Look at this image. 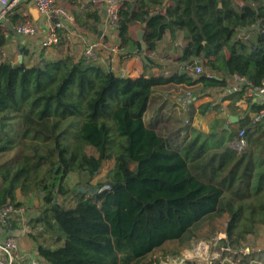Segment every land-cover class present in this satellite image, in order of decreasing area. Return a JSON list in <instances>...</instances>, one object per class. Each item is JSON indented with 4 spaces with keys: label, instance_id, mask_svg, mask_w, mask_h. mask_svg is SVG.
Instances as JSON below:
<instances>
[{
    "label": "trees",
    "instance_id": "16d2710c",
    "mask_svg": "<svg viewBox=\"0 0 264 264\" xmlns=\"http://www.w3.org/2000/svg\"><path fill=\"white\" fill-rule=\"evenodd\" d=\"M174 1L165 15H151L147 3L132 11V2L124 1L116 37L126 48L133 42L130 25L144 22L148 51L135 45L151 63L149 53L163 35L169 31L175 38L183 31L188 43L181 61L190 71L193 59H200L206 71L198 78L175 73L131 79L84 56L48 61L43 52L22 51L31 63L8 58L0 64V208L21 207L17 191L42 200L30 226H56L60 236L54 248L38 246L45 264H155L158 259L147 258L166 243L191 245L210 233L215 238L220 219L226 237L218 246L236 252L264 225V118H251L264 111V99L246 100L237 124L215 118L208 133L192 128L191 111L188 123L172 132L144 120L154 89L164 85H199L192 105L193 98L223 91L237 75L264 88L263 8L249 0L240 8L233 0ZM89 17L98 32L100 10ZM258 22L252 39H238L240 30ZM7 34L0 26V48L8 44ZM243 94L244 88L227 99L235 103ZM221 109L208 102L198 111L206 116ZM242 129L247 148L238 152L234 144ZM110 161L105 177L89 184ZM70 173L83 174L86 182L67 188ZM106 185L110 189L98 193ZM18 223L9 220L11 229Z\"/></svg>",
    "mask_w": 264,
    "mask_h": 264
},
{
    "label": "crops",
    "instance_id": "0c3cea01",
    "mask_svg": "<svg viewBox=\"0 0 264 264\" xmlns=\"http://www.w3.org/2000/svg\"><path fill=\"white\" fill-rule=\"evenodd\" d=\"M126 1V0H124ZM134 4V10L139 12L144 3L149 6V12L151 15L160 13L165 15L167 8H172L175 5L174 0H128ZM252 1V4H251ZM57 6L64 8L68 14L72 17V22H66L67 29L61 34L60 45L56 48H50L48 50H40V40L43 36L46 20L40 16L32 2L25 1L19 4L10 12L9 20L12 27L16 30V27L26 21H31L37 26L38 36L34 38H26L13 33L8 36V44L2 48L8 53V58L15 64L17 62L31 63L33 58H22V51H27L30 54H41L48 61H53L65 57L70 54L76 58L84 56L86 47L89 44H97L95 62L97 65L105 70H111L117 75L128 77L131 79H137L139 77L149 78L151 76L163 75L170 77L171 75L178 73H190L195 78H198L195 72L196 66H201L203 72L206 71L205 66L201 60L193 59L194 64L188 67L187 61H181L183 55V49L187 45L188 41L185 39V33L183 31H176L175 38H172L171 32L167 31L162 39L158 41L157 46L153 52L149 53L151 59L150 65H147L142 60V55L137 53L136 43L139 42V32H144L145 23L142 21H135L130 25V34L133 42L126 48L120 47V41L116 37V30L110 28L103 18V10L105 7L100 4H93L86 0H55ZM249 4L253 6H262L264 0H249ZM232 4L242 7L245 2L243 0H233ZM220 3V7H222ZM96 9L100 10L101 24L98 26V32L95 33V23L89 14ZM106 24V28L103 30V25ZM103 30V33L99 35V31ZM255 31L250 32L243 37L241 32H238V39H252L255 36ZM146 50L145 52H147ZM144 52L145 55H147ZM128 54H132L127 57ZM226 58H229L228 51L225 53ZM7 58V59H8ZM3 60H0V64ZM152 64V65H151ZM156 66V67H155ZM199 85H164L154 89L153 94L150 97L149 104L144 115V120L148 125L156 126V128L163 130L164 132H172L179 128V125L186 124L185 117L188 116L190 111L192 112V128H195L199 132L208 133L209 125L215 118L228 119L230 117L238 118L240 120L241 111L246 108V101L239 100L235 103H231L227 98L235 92L224 89L218 93H214L211 97H204L198 101H195L192 105L190 96L191 93L199 88ZM263 97L255 98L254 101L261 102ZM208 102L220 104L221 111H211L208 115L202 116L198 108ZM255 114H251V118L254 119ZM237 122V123H238ZM231 124H237L232 123ZM228 125V124H226ZM229 126V125H228ZM236 126V125H235ZM235 145V144H234ZM235 148V147H234ZM17 200L24 207L25 212L22 214H13L12 219L14 222H19L20 226L15 227L9 233L16 237L18 240L19 250L22 253L29 254L30 256H40L38 253V246L43 244L49 247H56L58 244L59 232L56 226L52 230H45L43 226L38 227L30 235H25L21 227L25 221H30L35 218L39 208L43 205L42 200L35 194L23 196L20 191H17ZM8 235V234H7ZM6 234L0 227V240L5 238ZM54 237V238H53ZM28 260L18 262L17 264H28Z\"/></svg>",
    "mask_w": 264,
    "mask_h": 264
},
{
    "label": "built area",
    "instance_id": "2783aa9c",
    "mask_svg": "<svg viewBox=\"0 0 264 264\" xmlns=\"http://www.w3.org/2000/svg\"><path fill=\"white\" fill-rule=\"evenodd\" d=\"M25 1L32 2L35 5L39 15L44 17L46 20L43 36L39 43L40 50L43 51L58 47L61 42V34L67 29L66 22H72L73 19L64 8L56 5L55 0H0V26L6 28L5 22L7 21V17L10 12H12L15 7L21 3H24ZM86 1L93 4L103 5L107 11L106 23L110 26V28L116 30L119 21V13L124 4V0ZM262 8L264 11V3L262 4ZM16 32L18 35L26 38H34L38 36L37 26L31 21H26L19 24L16 27ZM96 49L97 44H89L85 49L84 57L88 60H95L97 57ZM7 58L8 53L3 48H0V60H5ZM195 72L197 74L203 73L202 67L196 66ZM243 88L244 101L258 97L264 98V88H254L252 82L242 76H235L233 83L227 87L228 91L231 92L240 91ZM263 118L264 111H261L260 113L255 114L253 120L255 122H259ZM234 147L238 152H242L247 148V139L244 129L239 131ZM108 189H110L108 185L103 186L98 190V193ZM24 212L25 209L22 206L15 207L13 205H7L0 208V225H2V227H8L10 232L12 229L11 225L9 224V220L12 218V215L22 214ZM21 229L25 235H30L34 232L28 221H25L24 224H22ZM4 232L6 236L3 240H0V264H17L18 262H23L26 260H28V264H45L44 260L40 256H30L29 254L20 252L16 237L9 235L10 233L7 231Z\"/></svg>",
    "mask_w": 264,
    "mask_h": 264
},
{
    "label": "rangeland",
    "instance_id": "374dc122",
    "mask_svg": "<svg viewBox=\"0 0 264 264\" xmlns=\"http://www.w3.org/2000/svg\"><path fill=\"white\" fill-rule=\"evenodd\" d=\"M88 152L95 154L93 148H88ZM113 165V161L106 162L100 174L93 177L89 184L95 185L104 178ZM85 180L86 177L83 174L70 173L65 180V186L74 189L81 183H85ZM216 230L218 233L215 238H212L210 233L199 238L198 242L190 243L191 245L188 243H166L151 253L147 260L158 259L155 264H186L187 260L196 264H214L217 261L229 264H264V225H259L255 234L249 236L240 251L236 252L225 249L221 245L218 246L219 240L226 237L224 219L217 220ZM174 249H179L177 255H173Z\"/></svg>",
    "mask_w": 264,
    "mask_h": 264
},
{
    "label": "water",
    "instance_id": "95a60500",
    "mask_svg": "<svg viewBox=\"0 0 264 264\" xmlns=\"http://www.w3.org/2000/svg\"><path fill=\"white\" fill-rule=\"evenodd\" d=\"M251 4H252V1H251ZM133 9H134V4H133V7H132V10ZM102 12H103V18L106 20L107 19V11H106V9H104ZM5 26H6V28H8L13 33H15V34L17 33L16 30L12 27V25H11V23H10L9 20L5 22ZM105 28H106V24L103 25V30ZM260 28H261V24H260V22H258L257 24H255L253 26H250V27H247L245 29L240 30V32H241V34H242L243 37H246V35L248 33H250V32L260 31ZM103 30L99 31V35H101L103 33ZM143 37H144V32L143 31H140L139 32V42L142 45L143 50L146 51L147 48H146V46L143 43ZM142 60L146 64L150 65V62L148 61V59H147V57H146L145 54L142 55ZM230 122L237 123L238 122V118L230 117ZM228 128H229V126L226 125L225 126V129H228Z\"/></svg>",
    "mask_w": 264,
    "mask_h": 264
}]
</instances>
